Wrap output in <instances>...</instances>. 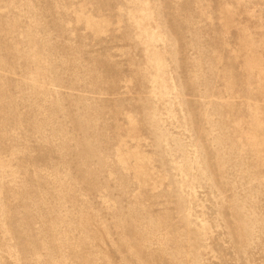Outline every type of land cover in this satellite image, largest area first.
Returning a JSON list of instances; mask_svg holds the SVG:
<instances>
[{"label": "rangeland", "instance_id": "1", "mask_svg": "<svg viewBox=\"0 0 264 264\" xmlns=\"http://www.w3.org/2000/svg\"><path fill=\"white\" fill-rule=\"evenodd\" d=\"M0 264H264V0H0Z\"/></svg>", "mask_w": 264, "mask_h": 264}]
</instances>
